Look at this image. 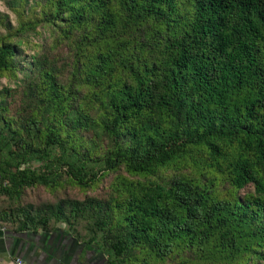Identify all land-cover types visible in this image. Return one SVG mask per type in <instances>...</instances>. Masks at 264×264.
<instances>
[{
  "label": "trees",
  "instance_id": "1",
  "mask_svg": "<svg viewBox=\"0 0 264 264\" xmlns=\"http://www.w3.org/2000/svg\"><path fill=\"white\" fill-rule=\"evenodd\" d=\"M9 3L0 193L115 175L0 225L63 223L105 264H264V0Z\"/></svg>",
  "mask_w": 264,
  "mask_h": 264
},
{
  "label": "crops",
  "instance_id": "2",
  "mask_svg": "<svg viewBox=\"0 0 264 264\" xmlns=\"http://www.w3.org/2000/svg\"><path fill=\"white\" fill-rule=\"evenodd\" d=\"M64 237L63 230L15 233L0 225V264H17V258L23 264H105L94 250Z\"/></svg>",
  "mask_w": 264,
  "mask_h": 264
},
{
  "label": "rangeland",
  "instance_id": "3",
  "mask_svg": "<svg viewBox=\"0 0 264 264\" xmlns=\"http://www.w3.org/2000/svg\"><path fill=\"white\" fill-rule=\"evenodd\" d=\"M10 0H3L0 3V19L4 17L5 20L11 22L13 25L17 24L16 15L11 9V4L9 3ZM5 33V29L0 22V34ZM47 37V33L45 34ZM31 39L36 42H42L44 40L43 33L41 35H32ZM27 53H31L30 49H26ZM7 78L0 76V88L3 85L11 84ZM114 173H109L108 175L104 176L98 185L88 191H83L77 186H73L71 184H65L63 188L57 190L56 192L47 189L44 186H36L32 188H28L25 190L22 198L20 200H15L9 203V200L5 198L3 194L0 193V210L8 208V206H18L26 205V204H34L39 205L45 202H54L59 198L62 197H78L83 198L85 195H97V196H105L109 190V184L114 178ZM18 201V202H17ZM6 228L12 229L13 224L10 222H3L2 223ZM57 228L61 230L66 229V225L63 223L57 224ZM57 231V230H56ZM52 232L53 234L56 232Z\"/></svg>",
  "mask_w": 264,
  "mask_h": 264
},
{
  "label": "built area",
  "instance_id": "4",
  "mask_svg": "<svg viewBox=\"0 0 264 264\" xmlns=\"http://www.w3.org/2000/svg\"><path fill=\"white\" fill-rule=\"evenodd\" d=\"M16 263H17V264H23V261L21 260V258H17V259H16Z\"/></svg>",
  "mask_w": 264,
  "mask_h": 264
},
{
  "label": "flooded vegetation",
  "instance_id": "5",
  "mask_svg": "<svg viewBox=\"0 0 264 264\" xmlns=\"http://www.w3.org/2000/svg\"><path fill=\"white\" fill-rule=\"evenodd\" d=\"M55 237H56V235H55ZM65 238V237H64ZM58 239H61V238H58ZM65 239H68L67 237L65 238ZM52 240V239H51ZM68 240H70L71 242H75L74 240H72V239H68Z\"/></svg>",
  "mask_w": 264,
  "mask_h": 264
},
{
  "label": "clouds",
  "instance_id": "6",
  "mask_svg": "<svg viewBox=\"0 0 264 264\" xmlns=\"http://www.w3.org/2000/svg\"><path fill=\"white\" fill-rule=\"evenodd\" d=\"M3 2V0H0V3H2Z\"/></svg>",
  "mask_w": 264,
  "mask_h": 264
}]
</instances>
